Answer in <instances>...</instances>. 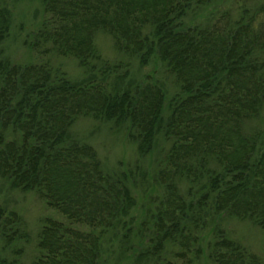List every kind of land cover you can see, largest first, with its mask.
Here are the masks:
<instances>
[{
  "label": "trees",
  "instance_id": "obj_1",
  "mask_svg": "<svg viewBox=\"0 0 264 264\" xmlns=\"http://www.w3.org/2000/svg\"><path fill=\"white\" fill-rule=\"evenodd\" d=\"M211 1L43 0V18L25 39L38 59L0 58V178L35 191L65 218L45 220L41 254L30 264H103L108 233L120 228L119 239L128 241L135 199L91 145L70 135L80 116L127 125L140 155L158 136L170 142L155 176L163 192L128 248L136 262L196 264L208 248L210 264H264L223 228L201 242L219 216L264 231V5L241 7L234 20L224 11L206 27L185 23L190 10ZM10 22L0 0V44ZM100 31L140 65L151 58L165 64L174 95L167 99L151 75L121 86L129 64L101 58L94 42ZM51 54L74 57L89 73L85 81L54 68ZM15 217L0 210V234L8 239Z\"/></svg>",
  "mask_w": 264,
  "mask_h": 264
},
{
  "label": "rangeland",
  "instance_id": "obj_2",
  "mask_svg": "<svg viewBox=\"0 0 264 264\" xmlns=\"http://www.w3.org/2000/svg\"><path fill=\"white\" fill-rule=\"evenodd\" d=\"M4 2L11 11V22L8 36L0 44V58H8L15 63L36 61L38 58L27 46L25 39L37 28L43 18V0H4ZM261 5H264V0H213L209 4L190 10L185 17V23L206 27L215 19L217 20L224 11H229L234 20L240 17L241 7L252 11ZM94 42L102 59L111 64L121 61H127L129 64V73L124 82H121V86H126L127 81L140 82L146 75H151L163 86L167 99L178 90L173 77L160 60L151 58L147 64L140 65L137 58H129L117 50L113 38L105 32L96 33ZM46 57L50 58L54 68L64 71L71 80L85 81L89 74L74 57L57 54ZM108 79L109 82L113 81L112 78ZM166 110L165 106L164 111ZM258 122L253 120L248 124L253 126ZM126 127L127 125H116L104 119L80 116L70 128L72 137L95 149L106 171L125 179L135 199V205L130 213L132 219L129 224L132 228L128 233V241L123 243L119 239L120 228L108 233L102 245L103 264L153 263L152 258L147 256L141 257L136 262L135 255H131V248L129 250L128 248L135 241L133 231L137 230L139 226L137 224H141L143 219L146 220L148 213L154 210L163 192L162 187L156 185L155 176L170 142L158 136L151 151L140 155L137 143L128 137ZM186 187L187 183H182V192H185ZM0 210H5L6 213L14 211L18 219V224L11 223L6 229L8 234L13 235L10 239L0 234V261L4 263L30 264L33 262L41 254L38 239L45 220L65 221L64 216L47 205L35 191L12 187L4 178H0ZM217 220L219 221L209 222L202 230V245L212 240L214 231L220 227L224 229L228 237L243 244L264 261L263 229L248 219L219 216ZM207 250L208 248L196 264H210L206 259ZM163 252L168 253L169 250L165 248Z\"/></svg>",
  "mask_w": 264,
  "mask_h": 264
}]
</instances>
